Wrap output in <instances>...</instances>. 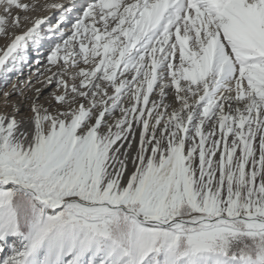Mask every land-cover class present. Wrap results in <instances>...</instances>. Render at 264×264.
<instances>
[{"label":"snow or ice","instance_id":"snow-or-ice-1","mask_svg":"<svg viewBox=\"0 0 264 264\" xmlns=\"http://www.w3.org/2000/svg\"><path fill=\"white\" fill-rule=\"evenodd\" d=\"M0 36V264H264V0H0Z\"/></svg>","mask_w":264,"mask_h":264},{"label":"bare ground","instance_id":"bare-ground-1","mask_svg":"<svg viewBox=\"0 0 264 264\" xmlns=\"http://www.w3.org/2000/svg\"><path fill=\"white\" fill-rule=\"evenodd\" d=\"M46 1V0H45ZM49 1V3H57V2H59V3H64V2H66V0H48ZM20 2H23V3H32L33 2V0H20ZM36 2L38 3V4H42L43 2H42V0H36ZM15 11V10H14ZM53 11V16H52V20H53V22H55V19L57 18V16H58V10H52ZM36 12V11H35ZM24 12H21L20 13V15L21 14H23ZM24 14H28L29 16H32V17H39V16H42V15H46L47 14V11L46 10H44V9H40V10H38L37 12H36V16H33V15H35V13L34 12H28V13H24ZM26 25V24H25ZM30 26V21L28 22V24H27V26L26 27H29ZM26 27L25 28H23V29H25L26 30ZM16 34H18V33H20L21 31H22V29L21 30H17V29H14L13 30ZM20 31V32H19ZM6 40H5V44L0 48V51H2L3 50V48L6 46V44L9 42V39L10 38H5ZM2 44V43H1ZM35 71V67H33L31 70L27 67V66H25V68H24V71H23V76L22 77H19L20 79H26L30 74H31V72H34ZM18 79V77H16L15 75H13V78H12V80H10L9 81V84H8V86L7 87H0V112H3V111H10L11 109H10V107H5V105H4V97H3V91H6V90H9L10 88H11V84L12 83H14L16 80ZM0 80H2V77H0ZM37 86H39V85H37ZM54 87V85H52V86H49L48 88H46L45 89V95L47 94V92L48 91H51V89ZM11 100H13V101H15V100H18V97L15 95V94H13L12 95V97L10 98ZM26 112V110L24 109V108H21V113L22 114H24Z\"/></svg>","mask_w":264,"mask_h":264},{"label":"rangeland","instance_id":"rangeland-1","mask_svg":"<svg viewBox=\"0 0 264 264\" xmlns=\"http://www.w3.org/2000/svg\"><path fill=\"white\" fill-rule=\"evenodd\" d=\"M37 12V11H36ZM36 12H34L35 13V15H33V16H36ZM24 15H28V14H21V16H24ZM26 24V25H25ZM27 24H28V22H25V21H23V20H21V26L20 27H18V28H16L17 30H21L22 29V31H24L25 29H23V28H25L26 26H27ZM26 29H27V27H26ZM21 31V32H22ZM20 32V31H19ZM5 37H2V36H0V46L2 47L4 44H5ZM2 43V44H1ZM0 47V48H1Z\"/></svg>","mask_w":264,"mask_h":264}]
</instances>
